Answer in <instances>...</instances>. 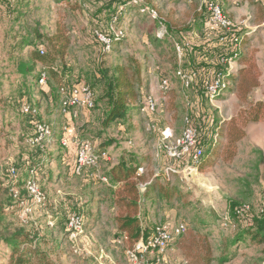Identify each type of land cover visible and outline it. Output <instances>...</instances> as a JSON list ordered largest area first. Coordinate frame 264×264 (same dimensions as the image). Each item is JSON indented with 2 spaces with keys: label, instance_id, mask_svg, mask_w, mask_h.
Masks as SVG:
<instances>
[{
  "label": "rangeland",
  "instance_id": "374dc122",
  "mask_svg": "<svg viewBox=\"0 0 264 264\" xmlns=\"http://www.w3.org/2000/svg\"><path fill=\"white\" fill-rule=\"evenodd\" d=\"M118 1V4L128 3H125L126 12L120 23L114 27L123 34L109 51L96 39L94 31L115 37L108 12L117 8V1L72 0L69 4L61 0H32L29 3L26 16L29 26L39 25L41 33L52 35L56 23H60L70 37V46L62 62H57L52 71L58 68L60 73L63 67L72 77L60 76L57 85L86 84L93 91L95 108L78 111L75 118L61 115L59 101L54 111L52 108L46 111L38 81L40 74L48 69L35 63L32 73L19 75L18 62L26 63L32 53L40 50L41 55L47 49L42 43L18 49L13 40L22 35L21 24L15 22L14 12L0 9V85L3 92L0 96V189H4V185L11 186L9 193L0 191V198L11 195L13 202L9 209L15 211L7 221L14 227L39 234L42 248L60 264H126L124 252L132 245L119 231L117 223V218L127 212L117 204L122 184L112 186L109 180L105 184L100 177L107 178V173L122 159H135L136 168L144 170L142 177L147 180L160 177L162 185L169 184L174 189L169 203L148 200L144 207L139 205V210L145 209V213L141 212L144 227L150 230L165 221L154 214L152 208L172 211L171 226L186 225L185 233L172 242L163 255L147 256L144 264H195V259L206 255L207 249L213 259L211 264H217L220 257L229 259L225 264H264V243L246 240L233 244L234 231L245 228L252 217L264 218V121L247 126V135L237 144L232 159L227 157L224 125L232 118L239 119L250 104L264 101V0H216L225 14L241 27V54L237 73L224 95L213 106L203 99V108L223 131L212 154L196 171L188 168L189 161L179 163L167 157L158 145L164 138L165 128L171 133L170 142L181 135L184 114L190 109L184 97L188 96L193 104L198 98L195 89L184 91L173 78L178 67L173 45L190 43L180 65L183 70L195 71L201 67L200 51L196 55V49L201 47L195 48V43L204 39L207 14L199 10L200 0ZM144 6L155 9L158 19L140 13L137 8ZM22 22L25 21L21 19ZM163 31L167 33L164 38L158 36ZM195 36L199 37L198 41ZM215 51L221 53L218 48ZM128 56L141 64L145 86L142 92L155 97L157 112L151 116L135 112L125 125L105 129V108L98 102L101 86L92 87L87 77H97L98 68L111 67ZM240 61H246L260 74V86L250 93L247 102L237 98L236 78L244 67ZM162 76H168L171 82L166 94L158 88ZM24 105L36 108V120L50 125L52 140L49 143L35 142V126L28 124L26 115L21 113ZM210 131L213 126L207 129L208 133ZM63 134H68L74 147L75 141H88L97 150H108L110 161L75 175V154L72 153L75 148L61 145ZM28 160L33 163L31 167L36 166L33 173L27 165ZM11 169L16 171V178H12ZM31 175L43 192L42 205H34L24 188H19V183ZM239 204L248 208L234 217L235 206ZM75 213L83 217L84 232L72 237L66 224L69 216ZM146 213L148 219L144 221ZM3 255L0 250V264L7 261L3 260Z\"/></svg>",
  "mask_w": 264,
  "mask_h": 264
},
{
  "label": "trees",
  "instance_id": "16d2710c",
  "mask_svg": "<svg viewBox=\"0 0 264 264\" xmlns=\"http://www.w3.org/2000/svg\"><path fill=\"white\" fill-rule=\"evenodd\" d=\"M31 1L32 0H0V9L4 8L7 13L14 12L15 22L21 24L22 35L14 37L13 40L18 49L21 50L27 46H34L37 43L45 44L47 49L46 52L43 50L41 55L39 54L40 50L34 52L30 55L29 61L26 63L20 61L17 63L16 67L21 76L32 73L35 63L49 70L48 72L44 71L46 74V84L41 86L40 98L45 100V105L47 107L46 111L50 110V108L54 111L60 99V89L63 86L67 88L73 86L70 82L68 84L62 83L57 85L60 76L61 78L62 76H67V78L72 77L66 73L63 67H61L62 71H60V73L58 68L52 71L53 67L57 66V62H62L66 50L70 46V37L66 34L64 30L65 27L60 23H56L55 31L52 35L49 33H41L39 25H34V27L29 26L26 16L28 15L27 9ZM61 1L69 4L72 2V0ZM118 2V0L114 1L116 4H118ZM125 3L127 2L122 1L118 6L125 5ZM137 9L139 11V8ZM108 13V17L110 18L112 12L109 11ZM21 19L25 22L20 23ZM119 41L120 40H113L112 45L119 43ZM196 50L198 52L196 55H199L200 51V54L204 57L202 49ZM240 63L244 67L239 70V75H237L236 78L237 98L241 102H247L250 93L260 85V74L252 70L246 61H240ZM141 69V64L134 57L128 56L124 61L118 62L111 67H105L103 69L98 68L97 77L95 75L87 77V81H89L92 87L101 86V95L98 97V102L102 103L105 108V118L103 120V127L105 129L112 126L121 127L125 125L127 121L134 116L135 112L142 114V101L145 96L142 91L145 86ZM47 81L49 82L47 83ZM2 93L0 85V96ZM195 102H197L195 108L189 115L191 125L197 131L198 129H202L198 131L197 139L198 144L203 148L202 157L197 166L199 169L205 158L211 155L218 145L217 139L220 138V133L223 130L220 129L218 123H216L214 119L212 120L208 116V112L203 108V98L198 95ZM25 117L28 119V124H32L33 126L37 123H42L36 120L38 118L37 116L26 115ZM262 121H264V101L258 100L250 104L245 112L239 115V119L232 118L224 124L226 132L225 148L229 159L235 156L237 144L246 137L247 126L256 125ZM211 126H213V131L208 133L207 129H210ZM214 135H216L215 141L213 140ZM33 158L35 159V157ZM30 164L33 163L28 160L27 165ZM136 167L137 163L135 159H130L129 161L122 159L115 167L111 168L106 175L107 180H109L112 186L122 184L119 190L117 204L120 207L126 208L127 212L117 218V223L119 231L125 234L130 245L135 244L141 238L146 240L154 229L153 227L149 230L141 225V221L138 217L140 212L139 205L148 200H153L155 203L158 201L169 203L173 198L172 193L174 192L173 187H169V184L162 185L159 181L160 177L151 178L149 184L140 192L137 187L138 183H144L148 180L142 177L143 175L135 177ZM30 170V172L33 173L36 170V166L31 167ZM29 178L30 176L22 181V183H19V188L24 187L25 182ZM35 181L38 184L36 179ZM10 189L11 186L4 185V189H0V191H7V193H9ZM111 194L113 196L114 192ZM12 202L11 195L8 198H0V250L4 252L3 260H7L6 264H60L51 257L47 250L42 248L43 240L39 234L22 227H14L7 221V218L15 212L13 209H9ZM242 206L243 205L239 204L235 207H237L236 209H240ZM234 217H236V214ZM234 233L236 234L233 238V244L245 242L246 240L254 244H263L264 218L252 217L245 228L234 231ZM209 254L210 251L207 249L206 255L202 256L200 259H195V264H211L213 259L210 258ZM228 260L229 259L226 257H220L217 260V264H225Z\"/></svg>",
  "mask_w": 264,
  "mask_h": 264
},
{
  "label": "built area",
  "instance_id": "2783aa9c",
  "mask_svg": "<svg viewBox=\"0 0 264 264\" xmlns=\"http://www.w3.org/2000/svg\"><path fill=\"white\" fill-rule=\"evenodd\" d=\"M106 3L114 2L115 0H100ZM128 4V3H127ZM126 5H119L110 15V29L114 32L115 37L94 31L96 39L103 45L106 51L112 46L113 40H121L122 32L120 29H115L124 16ZM200 11H204L207 15L205 17V24L203 30V41L197 44L195 48L202 49L204 53L203 60L200 62L203 65L195 68V71L183 70L180 65L184 59L185 50L190 48L189 41L183 43H174V51L177 59V68L173 72V78L178 81L181 89L187 91L195 89L197 96L202 97L210 105H214L215 101L224 95L231 85V80L237 73V62L241 54L242 34L241 27L229 18L222 10L221 6L216 0H200ZM139 12L145 14L147 17L156 20L158 19L157 11L149 9L148 7H140ZM167 35L165 31L158 36ZM196 41L199 37L195 36ZM218 48L221 53L216 52ZM217 58L215 59V54ZM42 53V52H41ZM168 76H162L158 88L166 94L170 90L171 82ZM39 85L46 84V74H40L38 81ZM185 96L187 106L190 109L184 114L183 129L181 135L169 141L171 133L169 128H165L164 138L159 142V149L163 150L164 154L170 159L182 162H190L188 168L190 170L197 169L200 158L202 157L203 148L198 144V131L191 125L190 113L193 112L195 104L191 103ZM143 106L141 113L146 116L154 115L157 112V100L151 94L143 97ZM94 108V94L93 91L85 84L72 86L70 88L62 87L60 89L59 112L64 117L75 118L78 111H90ZM24 115L36 116L38 111L36 108L24 105L21 109ZM36 138L35 142L49 143L52 140V129L49 124L37 123L35 124ZM216 140V135L213 136ZM62 146L68 145V139L63 137L60 141ZM76 152L74 156L73 173L80 175L82 172L96 168L101 163L110 161L108 150H97L88 141H75ZM188 162V163H189ZM12 178H16V171L10 170ZM144 170L142 167L137 168L136 177L142 176ZM100 180L107 184L108 180L105 177H100ZM149 182L138 183V190H144ZM24 191L27 197L34 205H42L44 203V195L41 192L33 175L25 182ZM248 207L243 205L240 209L235 210L236 215H241L246 212ZM226 224V223H225ZM66 228L70 231L72 237L82 234L84 231V221L80 214H71L68 218ZM186 231V225L178 223L174 226L169 224H159L154 227L152 233L146 240L142 238L138 242L128 247L125 252L126 264H144L147 256H160L170 247L172 242L183 235Z\"/></svg>",
  "mask_w": 264,
  "mask_h": 264
},
{
  "label": "crops",
  "instance_id": "0c3cea01",
  "mask_svg": "<svg viewBox=\"0 0 264 264\" xmlns=\"http://www.w3.org/2000/svg\"><path fill=\"white\" fill-rule=\"evenodd\" d=\"M240 65V64H239ZM240 67V66H239ZM260 86V85H259ZM259 88V87H258ZM145 95H147V94H145ZM263 101V100H262ZM65 118H69V117H65ZM66 137L67 139H68V141H69V137H68V134H63L62 135V137ZM53 137H54V134H53ZM62 137H61V139H62ZM73 141V140H72ZM69 148H70V145H71V149L73 150V148L72 147H74L72 144H73V142H71V141H69ZM75 148V147H74ZM76 150V149H75ZM75 150L72 152V153H74L75 154ZM147 182H150V180H148ZM146 203H147V201L146 202H142L141 203V205L143 204V207L146 205ZM141 209H142V207H141ZM142 211L144 212L145 211V209L143 208L142 209ZM141 210H140V213L138 214V217H139V219H140V221H141V225H143V222H142V219H141V215H142V212ZM152 211H153V213L155 214H157V216L158 217H161L163 220L165 219V221L163 222V224L165 223V224H169L170 223V221H173V219L171 220H169V218H171V214H172V211H169V212H162V211H160L159 209H156L155 210V208H152ZM145 213V212H144ZM159 214H160V216H159ZM146 216H147V213L145 214ZM148 219V216H147V218H145L144 217V221H146ZM159 224H161V223H159ZM158 224V225H159ZM144 226V225H143ZM146 227V226H145ZM147 228V227H146ZM119 243V242H118ZM4 264H6V261H4Z\"/></svg>",
  "mask_w": 264,
  "mask_h": 264
}]
</instances>
